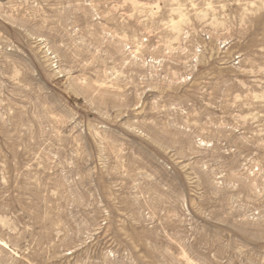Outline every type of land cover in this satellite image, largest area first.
Returning a JSON list of instances; mask_svg holds the SVG:
<instances>
[{
	"label": "rangeland",
	"instance_id": "374dc122",
	"mask_svg": "<svg viewBox=\"0 0 264 264\" xmlns=\"http://www.w3.org/2000/svg\"><path fill=\"white\" fill-rule=\"evenodd\" d=\"M0 264H264V0H0Z\"/></svg>",
	"mask_w": 264,
	"mask_h": 264
}]
</instances>
